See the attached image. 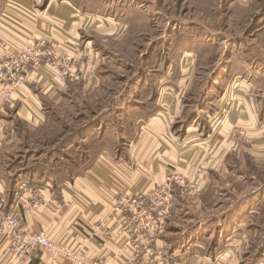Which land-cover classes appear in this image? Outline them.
<instances>
[{
  "label": "crops",
  "instance_id": "0c3cea01",
  "mask_svg": "<svg viewBox=\"0 0 264 264\" xmlns=\"http://www.w3.org/2000/svg\"><path fill=\"white\" fill-rule=\"evenodd\" d=\"M8 1L0 13V38L16 50L25 43L29 32H38L56 46V60L69 56L76 61L83 76L79 83H86V87L99 84L97 69L102 59L93 46V38L88 35L93 32L95 38L106 42L110 40L107 33L118 29V23L102 18L100 10L88 6L101 0ZM228 2L249 8L254 0ZM256 20L260 27L256 33H263L264 18ZM196 33L197 41L202 44L205 37L209 39L203 27ZM228 42L232 43L235 54L241 50L240 46L236 47L238 44H243V52L248 54L252 44L255 45L253 39L249 43H241L236 38ZM172 47H175L174 41L165 51L172 52ZM184 52L186 55L180 57L183 60L190 55ZM183 64L178 68L167 64L160 76L158 72V82L153 88L158 94L155 103L147 104L149 102L142 99L139 104L133 103L126 116L128 124L116 134L108 130L101 136L102 140L113 138L112 145L102 147L92 156L82 176L61 181L26 172L13 178L4 174L9 171H5L3 165L4 157L9 158L7 121L15 117L40 125L47 118L44 105L57 104L62 93L74 84L57 85L45 69L39 82L21 88L12 102H3L0 89V129L3 130L0 194L11 200L24 183L47 185L41 189L42 206L26 214L24 221L35 232L45 231L55 242L81 244L93 258H110L119 251L118 237L114 235L112 241L106 243L86 241L82 230L104 218L111 221L116 193L137 194L154 188L164 184L167 176L175 171L191 179L196 168L203 166L206 177L200 204L191 206L188 199L176 193L177 205L160 241L164 254L191 264H264V181L259 180L256 173H248L255 172L256 165L264 164V88L260 87L264 82V68L259 66L253 71L249 61L250 67L233 65L218 77L222 82L227 81L228 88L215 99L214 112L206 116L210 131L204 134L196 122L187 121L179 131L175 125L185 116L184 97L192 81V67ZM174 75L180 76L176 82ZM255 75L261 76L259 82ZM136 83L144 84L140 79ZM247 155L254 157L258 164L246 163L243 158ZM234 160L237 164H233ZM226 176L236 178L225 181ZM232 182L241 183L242 191H235ZM72 200L78 201L77 206L69 205ZM57 205L61 207L59 215L55 216ZM110 225L113 229L117 226L115 222ZM7 250L8 246L0 237V264L10 261ZM48 260L49 257H44V261ZM27 264L41 263L34 257Z\"/></svg>",
  "mask_w": 264,
  "mask_h": 264
},
{
  "label": "rangeland",
  "instance_id": "374dc122",
  "mask_svg": "<svg viewBox=\"0 0 264 264\" xmlns=\"http://www.w3.org/2000/svg\"><path fill=\"white\" fill-rule=\"evenodd\" d=\"M7 1L0 0V13ZM228 1L231 0H101V3L95 1L94 6L88 4L100 10L98 13L102 18L118 23L117 27L113 26L118 28L116 31L107 33L109 41H99L93 32L88 35L93 38V46L102 59L97 69L99 84L96 87H86V83L72 85L62 93L57 104L44 105L47 118L40 125L25 123L12 115L14 119L7 121L6 131V142L10 140L6 148L9 158L3 160L5 171H9L4 174L13 178L26 172L53 181L82 176L93 160L92 156L114 141L113 138L102 140L101 136L108 130L116 134L128 124L126 116L133 103L139 104L141 99L148 101L147 104L155 103L158 94L153 88L158 82V72L160 76L165 67L178 68L182 63L192 67L193 73L184 97L185 116L175 124L176 128L179 131L187 121L190 124L196 122L207 134L210 126L206 116L214 112L215 99L228 88L227 81L222 82L218 77L233 65L250 67L249 61L253 71L259 66L264 68V32L256 33L260 27L255 26L256 19L264 17V0H254L249 8L235 2L231 5ZM201 27L209 38L203 40L207 46L197 41L196 30ZM235 38L241 43L255 40L249 54L243 52V44L236 46L241 48L239 53H233L232 43L228 40ZM173 41L172 52L165 51ZM184 51L190 55L183 60L180 57L186 55ZM179 77L174 75V82ZM255 77L259 82L261 76ZM139 79L144 82L142 86L136 83ZM260 87L264 88V82ZM101 120L110 124H98ZM111 136L115 135L108 137ZM253 158L247 155L243 160L253 165L256 162ZM233 164H237V160ZM254 169L255 172L248 173H256L257 178L264 181V164L256 165ZM234 178L226 176L225 181ZM232 183L235 191H242L241 183ZM36 185L38 183L20 185L9 201L21 188H47V185L43 186L45 188Z\"/></svg>",
  "mask_w": 264,
  "mask_h": 264
},
{
  "label": "built area",
  "instance_id": "2783aa9c",
  "mask_svg": "<svg viewBox=\"0 0 264 264\" xmlns=\"http://www.w3.org/2000/svg\"><path fill=\"white\" fill-rule=\"evenodd\" d=\"M56 46L38 32H29L27 40L18 49L10 47L0 38V89L3 102L14 100L21 88L38 83L42 73L48 69L53 81L67 86L82 81L80 67L73 58L56 60ZM3 130L0 129V135ZM205 168H196L193 178H186L175 171L167 176L164 184L137 194L118 192L113 199L111 221L104 218L86 229V241H112L118 237L119 251L110 258H93L83 246H71L55 242L45 231L35 232L24 221V216L42 206L41 190L21 188L10 202L0 194V237L8 246V264H27L37 258L41 264H191L164 254L160 246L180 196L199 205L204 191ZM78 201H69L77 206ZM61 205L54 215L58 216ZM110 222L117 224L116 228ZM44 257H49L44 261ZM213 264H220L214 262Z\"/></svg>",
  "mask_w": 264,
  "mask_h": 264
},
{
  "label": "trees",
  "instance_id": "16d2710c",
  "mask_svg": "<svg viewBox=\"0 0 264 264\" xmlns=\"http://www.w3.org/2000/svg\"><path fill=\"white\" fill-rule=\"evenodd\" d=\"M263 14H264V12H263ZM264 18V17H263ZM257 24V23H256ZM255 26H257V25H255ZM103 122H109V121H100V122H98V124L100 123V124H102ZM104 124V123H103ZM85 133V132H84ZM86 134V133H85ZM87 138H88V136H87Z\"/></svg>",
  "mask_w": 264,
  "mask_h": 264
}]
</instances>
